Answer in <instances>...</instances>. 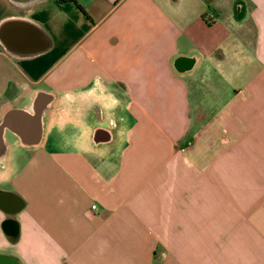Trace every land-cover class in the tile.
I'll return each mask as SVG.
<instances>
[{"label":"crops","instance_id":"crops-1","mask_svg":"<svg viewBox=\"0 0 264 264\" xmlns=\"http://www.w3.org/2000/svg\"><path fill=\"white\" fill-rule=\"evenodd\" d=\"M5 1L0 264H264V0Z\"/></svg>","mask_w":264,"mask_h":264},{"label":"water","instance_id":"water-1","mask_svg":"<svg viewBox=\"0 0 264 264\" xmlns=\"http://www.w3.org/2000/svg\"><path fill=\"white\" fill-rule=\"evenodd\" d=\"M38 33L41 34V31L38 30ZM37 50V52H41L43 47H39ZM53 98V93L39 90L27 109L12 108L3 114L0 120V158L4 154L3 147L6 146L7 133L17 137L19 143L24 147H34L41 142L43 137V116ZM10 196V192L0 189V208L5 202H8L7 199ZM20 209L21 205L16 207L11 213Z\"/></svg>","mask_w":264,"mask_h":264},{"label":"rangeland","instance_id":"rangeland-1","mask_svg":"<svg viewBox=\"0 0 264 264\" xmlns=\"http://www.w3.org/2000/svg\"><path fill=\"white\" fill-rule=\"evenodd\" d=\"M10 4H8L7 1L5 0H0V9H4L6 7H8ZM81 34V31L79 30H73L71 31L70 35L64 39L63 42H61L59 45L56 46V49H55V52H54V56H57V55H62L63 53H65L67 50H69L71 47H72V44L76 41V39L80 36ZM42 68H40L41 70ZM8 138L10 139V141H12L14 139V136L11 135V134H8L7 135ZM11 151L14 152V154H16V151H17V154H21L22 156L23 155H28L29 152L31 151V149H27V148H23L21 146H18V147H14V149H11Z\"/></svg>","mask_w":264,"mask_h":264},{"label":"trees","instance_id":"trees-1","mask_svg":"<svg viewBox=\"0 0 264 264\" xmlns=\"http://www.w3.org/2000/svg\"><path fill=\"white\" fill-rule=\"evenodd\" d=\"M65 2H71L75 4L84 13L83 9L77 4V0H58L59 4L65 3Z\"/></svg>","mask_w":264,"mask_h":264},{"label":"built area","instance_id":"built-area-1","mask_svg":"<svg viewBox=\"0 0 264 264\" xmlns=\"http://www.w3.org/2000/svg\"><path fill=\"white\" fill-rule=\"evenodd\" d=\"M96 208V205L95 204H92L91 205V209H95Z\"/></svg>","mask_w":264,"mask_h":264},{"label":"flooded vegetation","instance_id":"flooded-vegetation-1","mask_svg":"<svg viewBox=\"0 0 264 264\" xmlns=\"http://www.w3.org/2000/svg\"><path fill=\"white\" fill-rule=\"evenodd\" d=\"M2 116H3L2 113H0V120H1ZM7 135H8V133H7Z\"/></svg>","mask_w":264,"mask_h":264}]
</instances>
